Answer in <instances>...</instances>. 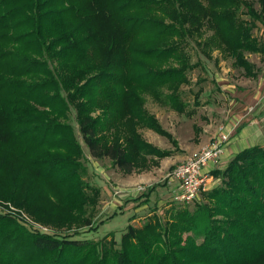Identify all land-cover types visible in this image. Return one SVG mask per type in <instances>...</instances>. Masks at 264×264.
<instances>
[{
	"label": "trees",
	"instance_id": "16d2710c",
	"mask_svg": "<svg viewBox=\"0 0 264 264\" xmlns=\"http://www.w3.org/2000/svg\"><path fill=\"white\" fill-rule=\"evenodd\" d=\"M258 23L264 0H0V203L41 223L55 205L57 223L67 224L88 200L83 189L98 194L82 179L85 154L125 174L158 166L178 148L147 98L186 111L191 44L256 79L246 54L264 56ZM143 129L175 150L148 143ZM212 175L218 186L171 206L164 224L156 216L138 229L129 223L119 242L0 213V264H264V147Z\"/></svg>",
	"mask_w": 264,
	"mask_h": 264
},
{
	"label": "rangeland",
	"instance_id": "374dc122",
	"mask_svg": "<svg viewBox=\"0 0 264 264\" xmlns=\"http://www.w3.org/2000/svg\"><path fill=\"white\" fill-rule=\"evenodd\" d=\"M255 7L258 8V5L256 4ZM253 35L264 43V27L259 23L253 30ZM187 52L191 56V62L193 64L197 63V66L188 73L189 84L183 85L181 88L182 99L187 104L186 111L178 114L169 107L160 106L149 98L146 101V108L156 117L162 128L177 140L179 147L188 150V153L192 154L194 151L197 152L199 142L202 139L209 143L212 136L216 133L219 135L227 123L233 122L236 125L241 123L239 117L236 116L237 114H241L248 109L253 111L259 103L261 104L260 101L263 99L264 94V56L246 54L248 61L259 70L258 77L251 79L244 77L241 70L232 66L230 58L221 57L216 50L212 52L211 58H207L191 44ZM196 94H198L199 105L193 104ZM188 111H192L191 115L187 114ZM72 125L76 128L74 120H72ZM149 131L146 129L141 131L145 141L148 140ZM160 145L163 148H172L165 138H161ZM84 150L86 151L85 148ZM176 155L178 161L168 168L165 175H159L158 171L154 173L144 172L146 175L144 183L136 185L137 175L132 174V177H129L116 169L108 159L94 160L88 154H85L82 162L87 171L82 179L90 186L97 188L98 194L89 188L83 189L88 195V200L84 203L81 212H78L77 216L75 215L77 219H72L67 224L59 225L57 223L60 217L57 214L55 205L48 206L47 209L52 215L49 216V222L46 223L36 221L27 212L20 211L13 205L6 203H0V213H19L33 227L47 232L70 234L77 230L88 231L85 235L93 241L112 233L115 240L119 242L132 217L135 218L132 225L136 229L141 228L148 220L154 218L153 216H156V219L164 224L170 220L168 210L171 206H182V202L174 200V198L160 200V204L157 200L163 197L168 190V188L162 186L165 183L166 175L175 165L191 157L185 154ZM228 163L218 171L224 170ZM150 167L154 169L157 166ZM220 182L219 177H214L212 188L218 186ZM152 185L156 186L149 196L151 204L145 210H142L139 214H134L133 210L126 209L129 203L134 202L140 196L145 197ZM138 186L144 187L145 191H135ZM205 190L209 189L203 191ZM48 194L52 202H55L53 201L54 192L49 190ZM133 194L135 195L132 196ZM189 206L192 207V204H189ZM83 213L84 216L82 217ZM147 214L149 215L147 216ZM84 219L90 222L87 227L83 224Z\"/></svg>",
	"mask_w": 264,
	"mask_h": 264
},
{
	"label": "crops",
	"instance_id": "0c3cea01",
	"mask_svg": "<svg viewBox=\"0 0 264 264\" xmlns=\"http://www.w3.org/2000/svg\"><path fill=\"white\" fill-rule=\"evenodd\" d=\"M263 90H264V86H263ZM260 102H261V104L259 103L257 108H255L253 111L248 109V110H245L244 112H242L241 114L236 115L241 120L240 124L236 125L233 122H231V123H227L224 126L223 131L228 132L230 134V139L227 142V144L223 147V151H222V154H221L219 160L216 161L215 163H211L204 170V173H206L209 176V179H208L204 189H211L212 188V181L214 178V176L212 175L213 172H215L217 170H221L223 167H225L226 164L229 162V160L231 158H233L235 155H237L241 151H243L247 148L253 147V146H263L264 147V94H263V99H261ZM217 135H218V133L214 134L211 139L215 138ZM142 137L145 139L144 135H142ZM147 137H148L147 138L148 140H146V141L148 143L154 145L155 147H157L160 150H167V151H174L175 150V147L170 143V141L167 138L158 135L157 133H155L152 130L149 131V134L147 135ZM161 138H165L170 143L172 148L169 149V148L161 147V145H160ZM173 139L177 142V140L174 137H173ZM206 143L207 142L205 140L203 141V139H202L199 142V147H198L197 152L194 151L192 154H190V153H188V150L179 147V144L177 142V148L178 149L176 150V153L174 152L171 156L158 160L159 165L156 168L153 169V168L149 167L148 169H145L141 172L133 171L132 173L127 174V176L132 177V174L137 175V179H136V183H135L136 185L144 183V181L146 179V175L144 172L149 171V173H154V172L158 171L159 175L163 176L167 173L168 168L172 167L174 165V163L176 161H178V157L176 154H185L187 156L192 157V155L193 154L196 155L200 151V149L204 145H206ZM185 160H183L182 162H184ZM182 162H180V163H182ZM152 169H153V171L151 172ZM162 186H164L165 188H168V190L163 195V197L157 199V200H159V202H158L159 204L161 203L160 200L174 198L175 196H177L179 194V188H178V184L176 182L166 181L165 183L162 184ZM132 193H134V192H132ZM134 195L135 194H133L132 196H134ZM146 196L145 197L142 196L143 198L142 197L138 198L137 200H134V202L129 203L126 209L127 210H133L134 214H136V213L139 214V212H141L142 210H145L151 204V202L149 200L150 194H148ZM142 201H146V202L142 203ZM156 201H154V202H156ZM148 215L149 214H147V216ZM134 222H135V218L132 217L130 224H132Z\"/></svg>",
	"mask_w": 264,
	"mask_h": 264
},
{
	"label": "built area",
	"instance_id": "2783aa9c",
	"mask_svg": "<svg viewBox=\"0 0 264 264\" xmlns=\"http://www.w3.org/2000/svg\"><path fill=\"white\" fill-rule=\"evenodd\" d=\"M230 139V134L223 130L219 135L204 145L200 151L184 162L176 165L165 178L166 181H173L178 184L179 194L174 200L190 203L199 198L200 192L204 190L209 176L204 170L211 164L219 160L223 147ZM137 192L145 191V188L138 186Z\"/></svg>",
	"mask_w": 264,
	"mask_h": 264
}]
</instances>
